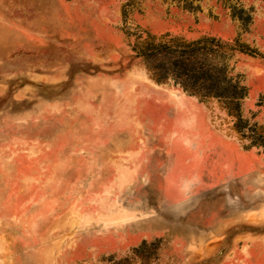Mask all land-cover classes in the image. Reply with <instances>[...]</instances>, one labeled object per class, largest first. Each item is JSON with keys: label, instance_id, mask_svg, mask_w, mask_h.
I'll return each mask as SVG.
<instances>
[{"label": "rangeland", "instance_id": "1", "mask_svg": "<svg viewBox=\"0 0 264 264\" xmlns=\"http://www.w3.org/2000/svg\"><path fill=\"white\" fill-rule=\"evenodd\" d=\"M0 264H264V0H0Z\"/></svg>", "mask_w": 264, "mask_h": 264}, {"label": "trees", "instance_id": "2", "mask_svg": "<svg viewBox=\"0 0 264 264\" xmlns=\"http://www.w3.org/2000/svg\"><path fill=\"white\" fill-rule=\"evenodd\" d=\"M150 50H148V52H149Z\"/></svg>", "mask_w": 264, "mask_h": 264}]
</instances>
